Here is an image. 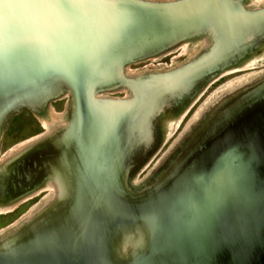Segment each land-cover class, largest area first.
I'll return each mask as SVG.
<instances>
[{"label":"water","instance_id":"water-1","mask_svg":"<svg viewBox=\"0 0 264 264\" xmlns=\"http://www.w3.org/2000/svg\"><path fill=\"white\" fill-rule=\"evenodd\" d=\"M40 3L44 19L69 27L94 24L102 3L105 25L96 47L72 59L45 55L29 35L0 54V139L22 109L42 111L68 95L66 124L0 165V198L16 199L50 177L60 188L57 199L0 241V264H264V78L216 106L158 178L130 181L159 144L160 119L178 115L211 77L258 50L259 37L247 40L264 31V6ZM202 35L209 45L200 60L166 72L123 73L128 64L164 56ZM198 68L208 70L182 87ZM118 89L128 95H103ZM126 237L135 248L122 256L118 242Z\"/></svg>","mask_w":264,"mask_h":264},{"label":"rangeland","instance_id":"rangeland-1","mask_svg":"<svg viewBox=\"0 0 264 264\" xmlns=\"http://www.w3.org/2000/svg\"><path fill=\"white\" fill-rule=\"evenodd\" d=\"M239 1H241L242 6L247 7V9H259V6L260 8L264 6V0ZM254 39L252 41H254ZM181 42L177 49L169 54L128 64L123 69V73L134 75L145 71L148 73H157L181 69L197 59L200 60L208 51L209 41L204 37L184 39L183 43ZM262 44H264V42H262L261 45ZM258 51L257 55H251L240 65L220 71V74H224L213 82L207 83L208 86L204 89L202 94H200L199 98L195 100L187 113V110H185L182 115L179 112L178 115L174 114L173 117H170L171 115L168 114L164 115L162 120L160 119L154 131L159 144L153 155L151 154L147 158L148 161L146 159L141 163L139 167L140 171L132 176L130 181L134 183V185L143 184L144 180L147 181L148 175L152 169L161 166L167 157L172 153H176L175 151L178 149V143L176 142L173 146L172 144L186 127L194 124L202 115L211 110L210 108L214 106L212 103L215 100L234 89L241 88L243 84L253 81L264 74V45L262 48L258 47ZM100 95L101 94H97V96ZM103 95L122 98L128 95V91L126 89H118L108 93L104 92ZM66 99L67 98H60L55 101H50L44 110H40L41 112L38 111V115H36V112H31L27 109H22L15 114L8 122L0 139V165L6 157L15 154L14 152H10L14 146L42 132H52L56 126H60L66 119L65 107L68 101H66ZM145 140L147 143V136H145ZM43 185L44 186L36 188L31 193H27L21 198L16 199L18 203L12 211H10L11 208L5 209L7 200L0 203V207L5 209L2 213L0 212V240L7 238L10 233L13 232L15 228L14 223L16 221L26 220L32 213L35 211L37 212V210L44 205L46 206L50 203V200L54 196L50 191L49 183L46 182Z\"/></svg>","mask_w":264,"mask_h":264},{"label":"clouds","instance_id":"clouds-1","mask_svg":"<svg viewBox=\"0 0 264 264\" xmlns=\"http://www.w3.org/2000/svg\"><path fill=\"white\" fill-rule=\"evenodd\" d=\"M40 0H0V54L6 55L13 39L29 35L45 55L72 59L88 54L97 44L105 25L103 5H96L94 24L74 22L70 27L44 19Z\"/></svg>","mask_w":264,"mask_h":264},{"label":"bare ground","instance_id":"bare-ground-1","mask_svg":"<svg viewBox=\"0 0 264 264\" xmlns=\"http://www.w3.org/2000/svg\"><path fill=\"white\" fill-rule=\"evenodd\" d=\"M241 2V1H240ZM259 8H260V6H259ZM257 9V8H256ZM200 38L201 37H204L203 35L202 36H199ZM257 37H259V41H260V44H261V42H264V32L262 31L261 33H260V35L258 36V34H254V36H252L251 37V35L249 36V38H248V42H249V40L251 39V40H253L254 38V42L255 41H257L258 40V38ZM205 38V37H204ZM207 41H208V39H207ZM181 43H183V41L181 42ZM263 45L264 44H262L261 46H260V48H262L263 47ZM258 50L256 51V52H254L253 53V55H257L258 54ZM153 57H159V56H153ZM225 72H227V71H225ZM224 74V73H223ZM223 74H220V72L219 73H217V74H215L213 77H211L210 79H209V81L208 82H213L214 80H216L219 76H221V75H223ZM262 78H264V74L263 75H261L260 77H257L256 79H254L253 81H250V82H248V83H246V84H243V86L241 87V88H239V89H234L233 91H231V92H229V93H226L225 95H223V96H221L219 99H217V100H215L212 104L214 105L212 108H210L211 110L210 111H207L204 115H202L201 117H200V119H198V120H196V122L194 123V124H192V125H189L188 127H186V129H184L183 131H182V133L179 135V137L175 140V142L172 144V146L173 145H175V143L177 142L178 143V149L175 151L176 153H172L169 157H167V159H165V161L161 164V166H158V167H156V168H154V169H152V171H150V173H149V175H148V182L149 181H154L156 178H158L163 172H164V170L170 165V163H172L174 160H176L180 155H182L183 154V152L188 148V146L191 144V142L194 140V138L197 136V134L201 131V129L203 128V126L205 125L204 123H205V121H207V119L209 118V116L212 114V112L214 111V109L216 108V106L218 107V106H220L221 105V103L222 102H225L226 100H228L229 98H231V97H233V96H235V95H237V94H239L240 92H242L244 89H246V88H249V87H251L252 85H254V84H256V83H258ZM208 85H207V83H206V85L204 86V87H202L201 89H200V91L198 92V94L197 95H195L194 96V98L193 99H191L190 100V102L180 111V114L182 115V113L185 111V110H187L186 108H189L190 107V105L192 104V102H194L196 99H197V97H198V95L202 92V91H204V89L207 87ZM181 96H183V94L181 95ZM66 98H68V95H67V97ZM175 101H173L172 103H174ZM67 103H68V101H67ZM166 103V102H165ZM67 105V104H66ZM41 110V109H40ZM40 110H38V111H40ZM34 112H36L37 114L36 115H38L39 114V112H37V111H34ZM65 114H66V111H65ZM150 115H151V111H148V115H147V113H146V115L144 114L143 116H142V118H141V121H143L144 122V120H146L147 118H150ZM40 117V116H39ZM198 118V117H197ZM67 120H68V117L66 116V119H65V121L60 125V126H58V127H61V126H64L65 124H66V122H67ZM191 124V123H190ZM57 126L55 127V129L56 128H58ZM49 133H51V132H47V133H45V132H42V133H40V134H37V135H34V136H32V137H30V138H28V139H26V140H24V141H22L20 144H18V145H16V146H14V148L10 151V152H14L15 154L16 153H18L19 151H21L22 149H24L26 146H28L29 144H31V143H33V141H36L37 139H40V138H42L43 136H45V135H48ZM146 136V135H145ZM171 146V147H172ZM170 147V148H171ZM169 148V149H170ZM167 152V151H166ZM12 156V155H11ZM147 161H148V159H147ZM127 177V174L125 175V178ZM147 181H143L144 183L143 184H146L147 183ZM46 182H48L49 183V187H50V191L52 192V194H53V198L50 200V203H52L55 199H57L58 197H59V192H60V188H59V183H58V181L56 180V179H52V177H50V178H46L45 179V182L43 183V184H45ZM142 182V181H141ZM140 182V183H141ZM139 183V184H140ZM40 185L39 187H41V186H44V185ZM145 186H143V188H144ZM38 188V187H37ZM36 189V188H35ZM35 189H33V190H30V191H28V193H31L32 191H34ZM39 192V191H38ZM23 195H25V193L24 194H21V196H17V198L16 199H19V198H21ZM3 201H2V200ZM5 199V200H4ZM16 199H8V197L6 196V195H4V196H2L1 198H0V203H3V202H5L6 200V207H5V209H8V208H11V210L10 211H12L15 207H16V204L18 203V202H16ZM12 201V202H11ZM45 206V205H44ZM43 206V207H44ZM42 207V208H43ZM42 208H38L39 210H37V212H39ZM4 208H2V207H0V212L2 213V211L3 210H5ZM35 211V210H34ZM36 211L34 212V213H32L26 220H24V221H21V220H19L18 222L16 221L15 223H14V226H15V228H14V230H16V229H18L22 224H24L25 222H27L31 217H33L36 213H37ZM30 214V213H29ZM13 230V231H14ZM4 238V237H3ZM3 240V239H2ZM2 240H0V241H2ZM133 248H135V244H134V242H132L131 243V240H130V238H128V237H126V238H120V240H119V242H118V252L123 256V255H126L127 253H129L130 251H132V249Z\"/></svg>","mask_w":264,"mask_h":264},{"label":"snow or ice","instance_id":"snow-or-ice-1","mask_svg":"<svg viewBox=\"0 0 264 264\" xmlns=\"http://www.w3.org/2000/svg\"><path fill=\"white\" fill-rule=\"evenodd\" d=\"M208 69H197L196 71L192 72L188 77L185 78V80L182 82V87L188 86L194 79L199 77V74L202 71H206Z\"/></svg>","mask_w":264,"mask_h":264},{"label":"trees","instance_id":"trees-1","mask_svg":"<svg viewBox=\"0 0 264 264\" xmlns=\"http://www.w3.org/2000/svg\"><path fill=\"white\" fill-rule=\"evenodd\" d=\"M37 133V132H36Z\"/></svg>","mask_w":264,"mask_h":264}]
</instances>
